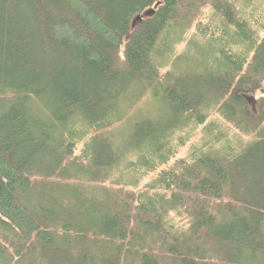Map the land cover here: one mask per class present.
I'll list each match as a JSON object with an SVG mask.
<instances>
[{"label":"trees","instance_id":"trees-1","mask_svg":"<svg viewBox=\"0 0 264 264\" xmlns=\"http://www.w3.org/2000/svg\"><path fill=\"white\" fill-rule=\"evenodd\" d=\"M243 1L0 0V264H264V0ZM207 11L245 49L170 68ZM199 127L219 135L168 167Z\"/></svg>","mask_w":264,"mask_h":264},{"label":"rangeland","instance_id":"rangeland-1","mask_svg":"<svg viewBox=\"0 0 264 264\" xmlns=\"http://www.w3.org/2000/svg\"><path fill=\"white\" fill-rule=\"evenodd\" d=\"M236 5L240 7H244L246 5V1L243 0H231ZM244 9V17L246 16V19H248V29L250 30L251 27L258 29L260 36L264 37V3L262 2H255L251 1L250 6ZM219 17V18H218ZM214 16L212 11H207L206 17L204 20H202V26L198 27V24L193 28V30L186 36V38L180 43V45L175 46V50H177L178 54L174 56V53L171 51V48L174 46L176 42V35L172 34L169 41V47H168V60L167 62L170 63V68L172 67V64H175L174 61L177 57L181 56L182 52L186 51V58L188 59L189 66L187 63H184L182 60H179L177 62V65L179 67V70H186L190 67H193L194 65L196 67L201 66L202 64H208L210 65L209 58L206 57L205 53L211 52L212 50H215L216 56L211 55L212 59L215 60L220 59L225 53L231 54L232 56L235 55L237 50L239 49H245L247 42L238 35H235L233 31L234 26L232 28L231 25L220 16ZM263 27V28H262ZM218 63H223L222 60H218ZM166 69V68H165ZM154 96V89L150 90L147 93L146 99L144 102L148 104L151 100H153ZM147 99L149 102L147 103ZM144 103V104H145ZM256 107V104L253 105ZM29 107L34 110L37 115H41V117H44V114H42L41 108L33 103L32 101L29 102ZM220 127L226 128V125L221 123L219 124ZM197 131L195 134L189 139V141L186 143L184 147L179 148L177 151V154L171 159V162L169 163L168 167L172 166L174 161L180 157H187L192 150H194L197 147H200L203 143H206L209 140H213L216 132H206V130H203L201 127L196 129ZM237 132L234 130H231L229 132V136L226 138L227 142H232L231 145L236 148L237 150H240L243 148L246 143L250 141V138H244L242 135L237 136ZM219 135V134H218ZM216 135V137L218 136ZM226 144V142H224ZM153 178V175L148 174L139 185V188L141 189L144 182H149ZM175 222L178 223L179 226H187L188 222L187 219L184 216H180L179 219H175Z\"/></svg>","mask_w":264,"mask_h":264},{"label":"water","instance_id":"water-1","mask_svg":"<svg viewBox=\"0 0 264 264\" xmlns=\"http://www.w3.org/2000/svg\"><path fill=\"white\" fill-rule=\"evenodd\" d=\"M154 14H155V9L153 8L151 10H147L141 15H138L133 22V27H135L138 23L144 21L145 19L151 18L152 16H154ZM248 100L251 102V104L253 105L256 104L255 98H248Z\"/></svg>","mask_w":264,"mask_h":264}]
</instances>
